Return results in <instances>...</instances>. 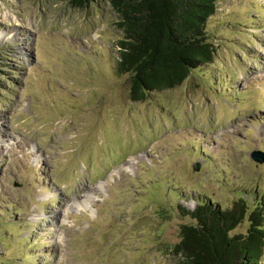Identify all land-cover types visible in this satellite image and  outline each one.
<instances>
[{"label": "rangeland", "instance_id": "rangeland-1", "mask_svg": "<svg viewBox=\"0 0 264 264\" xmlns=\"http://www.w3.org/2000/svg\"><path fill=\"white\" fill-rule=\"evenodd\" d=\"M116 21L107 1L0 0V264H177L178 205L264 214V0H217L213 62L144 101Z\"/></svg>", "mask_w": 264, "mask_h": 264}, {"label": "trees", "instance_id": "trees-1", "mask_svg": "<svg viewBox=\"0 0 264 264\" xmlns=\"http://www.w3.org/2000/svg\"><path fill=\"white\" fill-rule=\"evenodd\" d=\"M93 1H107L117 15L122 36L115 71L128 76L133 101L181 85L214 60L208 26L217 0H69L77 8ZM177 209L191 220L171 246L177 264H264V214L256 204L239 199L222 208L198 201L191 210ZM245 215V232L232 233Z\"/></svg>", "mask_w": 264, "mask_h": 264}, {"label": "water", "instance_id": "water-1", "mask_svg": "<svg viewBox=\"0 0 264 264\" xmlns=\"http://www.w3.org/2000/svg\"><path fill=\"white\" fill-rule=\"evenodd\" d=\"M250 157H251L254 161L258 162V163H260V162H264V153H262V152H260V151H258V150L253 151V152L251 153ZM198 168H199V165L196 164V165H193L192 170H193V171H197Z\"/></svg>", "mask_w": 264, "mask_h": 264}]
</instances>
